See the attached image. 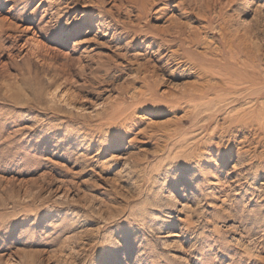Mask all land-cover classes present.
<instances>
[{
    "label": "rangeland",
    "instance_id": "1",
    "mask_svg": "<svg viewBox=\"0 0 264 264\" xmlns=\"http://www.w3.org/2000/svg\"><path fill=\"white\" fill-rule=\"evenodd\" d=\"M260 107L264 0H0V264H264Z\"/></svg>",
    "mask_w": 264,
    "mask_h": 264
},
{
    "label": "bare ground",
    "instance_id": "2",
    "mask_svg": "<svg viewBox=\"0 0 264 264\" xmlns=\"http://www.w3.org/2000/svg\"><path fill=\"white\" fill-rule=\"evenodd\" d=\"M252 73H249V74L243 76V81L244 80L246 81V79H248L249 80V83H250L249 86L247 85L245 91L247 89H249L250 91H253V90L255 91V90H257V89H259L261 87L260 86V83H261L260 76L258 74H254L253 75ZM241 79H242V77H241ZM249 102L250 101H248L247 103H249ZM248 110L238 109V110L235 111V113L238 116V119H239L238 121L241 124V127H243V126L245 127V125H247L249 123V121H247V119L245 118V116H247V115L249 116V114L252 115L251 117H254V118L251 119V121H255V119L258 120V118L261 117V116L263 117L261 119H264V107H260L256 111H252V112L251 111H248ZM263 123H264V120H263ZM261 129L264 131V124L261 127Z\"/></svg>",
    "mask_w": 264,
    "mask_h": 264
}]
</instances>
